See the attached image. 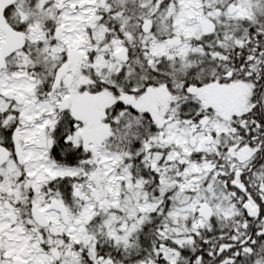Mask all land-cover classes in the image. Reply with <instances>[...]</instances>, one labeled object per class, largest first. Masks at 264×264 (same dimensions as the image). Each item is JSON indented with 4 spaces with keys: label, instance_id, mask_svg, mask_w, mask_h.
I'll use <instances>...</instances> for the list:
<instances>
[{
    "label": "snow or ice",
    "instance_id": "snow-or-ice-1",
    "mask_svg": "<svg viewBox=\"0 0 264 264\" xmlns=\"http://www.w3.org/2000/svg\"><path fill=\"white\" fill-rule=\"evenodd\" d=\"M0 264H264V0H0Z\"/></svg>",
    "mask_w": 264,
    "mask_h": 264
}]
</instances>
